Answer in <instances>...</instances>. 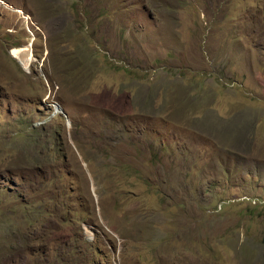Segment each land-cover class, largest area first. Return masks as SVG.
<instances>
[{"label": "rangeland", "instance_id": "1", "mask_svg": "<svg viewBox=\"0 0 264 264\" xmlns=\"http://www.w3.org/2000/svg\"><path fill=\"white\" fill-rule=\"evenodd\" d=\"M0 264H264V0H0Z\"/></svg>", "mask_w": 264, "mask_h": 264}, {"label": "water", "instance_id": "2", "mask_svg": "<svg viewBox=\"0 0 264 264\" xmlns=\"http://www.w3.org/2000/svg\"><path fill=\"white\" fill-rule=\"evenodd\" d=\"M62 113L65 115L66 119L68 118L67 114L64 112V110L62 109Z\"/></svg>", "mask_w": 264, "mask_h": 264}, {"label": "trees", "instance_id": "3", "mask_svg": "<svg viewBox=\"0 0 264 264\" xmlns=\"http://www.w3.org/2000/svg\"><path fill=\"white\" fill-rule=\"evenodd\" d=\"M260 203H262V202H260ZM98 247H96V249H97ZM60 258H62L63 259V254L62 253H60Z\"/></svg>", "mask_w": 264, "mask_h": 264}, {"label": "clouds", "instance_id": "4", "mask_svg": "<svg viewBox=\"0 0 264 264\" xmlns=\"http://www.w3.org/2000/svg\"><path fill=\"white\" fill-rule=\"evenodd\" d=\"M258 198V197H257ZM219 209H221L220 207H219Z\"/></svg>", "mask_w": 264, "mask_h": 264}, {"label": "built area", "instance_id": "5", "mask_svg": "<svg viewBox=\"0 0 264 264\" xmlns=\"http://www.w3.org/2000/svg\"><path fill=\"white\" fill-rule=\"evenodd\" d=\"M261 202H262V200H261Z\"/></svg>", "mask_w": 264, "mask_h": 264}, {"label": "bare ground", "instance_id": "6", "mask_svg": "<svg viewBox=\"0 0 264 264\" xmlns=\"http://www.w3.org/2000/svg\"><path fill=\"white\" fill-rule=\"evenodd\" d=\"M58 108V107H57Z\"/></svg>", "mask_w": 264, "mask_h": 264}]
</instances>
